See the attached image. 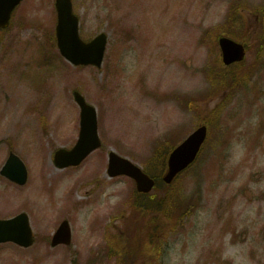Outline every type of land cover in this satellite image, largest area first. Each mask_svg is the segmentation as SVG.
I'll return each mask as SVG.
<instances>
[{
	"label": "rangeland",
	"instance_id": "374dc122",
	"mask_svg": "<svg viewBox=\"0 0 264 264\" xmlns=\"http://www.w3.org/2000/svg\"><path fill=\"white\" fill-rule=\"evenodd\" d=\"M232 4L243 14L233 36L248 50L231 69L217 37L229 35ZM74 7L86 39L108 34L101 68L60 55L55 0H23L0 33V169L13 148L29 170L24 186L0 175V219L25 211L37 237L29 248L0 244V264H118L107 253L116 238L126 263H140L153 245L146 218L155 221L162 264H264V0H74ZM76 89L97 108L102 146L61 169L55 150L73 147L80 133ZM201 124L209 127L205 148L172 189L195 199L191 217L173 223L149 210L139 220L135 183L108 176V153L155 171L167 141L180 135V143ZM167 192L161 181L153 202ZM64 219L72 244L53 247Z\"/></svg>",
	"mask_w": 264,
	"mask_h": 264
},
{
	"label": "water",
	"instance_id": "95a60500",
	"mask_svg": "<svg viewBox=\"0 0 264 264\" xmlns=\"http://www.w3.org/2000/svg\"><path fill=\"white\" fill-rule=\"evenodd\" d=\"M21 0H0V25L6 26L13 8ZM58 9L57 40L61 53L71 62L101 66L107 44V35L99 34L92 41L84 42L78 32L79 20L73 14L71 0H56ZM225 64L241 61L245 56V48L241 43L223 36L219 40ZM75 98L81 106L82 127L79 141L71 150L59 149L55 154V162L59 167L79 165L92 151L101 146L98 136L97 112L89 105L83 95L75 91ZM207 126L202 125L194 130L169 155L167 171L163 180L171 184L175 178L193 163L207 138ZM109 176L127 175L132 177L139 192L148 193L155 186V179L140 166L115 151L109 153ZM1 174L24 185L28 179V171L23 160L11 152L1 170ZM15 241L23 246L33 243V233L26 213L11 219H0V243ZM53 245L71 243V228L67 220L63 221L53 237Z\"/></svg>",
	"mask_w": 264,
	"mask_h": 264
},
{
	"label": "trees",
	"instance_id": "16d2710c",
	"mask_svg": "<svg viewBox=\"0 0 264 264\" xmlns=\"http://www.w3.org/2000/svg\"><path fill=\"white\" fill-rule=\"evenodd\" d=\"M234 6L233 13L228 14V21L224 24V26L227 28L226 32L233 36V32L238 31L241 27V22L243 20V14L241 13L239 4H232ZM235 37V36H234ZM220 86V83H217V87ZM216 85L212 88L215 90ZM177 137L174 139H169L166 143L165 152L163 154L157 155L155 158V171H152V174H154L156 177L160 178V176L165 172L167 167V156L169 151L176 145ZM179 179V178H178ZM178 179L175 181V183L178 181ZM173 183L170 186H167L168 192L164 195H160L155 202L153 197H148L147 195H140L136 192H133V195L131 196V207L132 210L138 214V219L140 220L142 217L147 216L149 217L151 215L149 210H155L157 212H163L167 217L173 219V223L177 220L179 223H181V220L185 217L190 215L193 212L194 204H196L195 199H192L190 201L186 200L183 194V191L179 192H173L172 189L175 185ZM160 185V182H159ZM159 185L157 189L159 188ZM154 194L153 196H155ZM149 218L145 219V224H148L150 232L148 234V241L147 243H153L154 250H155V237L153 236L156 232V224L155 221ZM149 222V223H148ZM136 225H139V221L135 223ZM137 227V226H136ZM142 236V235H141ZM115 239V238H114ZM117 240L114 242V244L117 247L109 246L107 247V253L109 252V256L117 255L118 258V264H127L126 261L130 258H125L126 253L128 250L124 249V243H121V241L116 238ZM143 240V239H142ZM144 241V240H143ZM150 249V248H149ZM145 251H148L146 249Z\"/></svg>",
	"mask_w": 264,
	"mask_h": 264
},
{
	"label": "flooded vegetation",
	"instance_id": "af4514ba",
	"mask_svg": "<svg viewBox=\"0 0 264 264\" xmlns=\"http://www.w3.org/2000/svg\"><path fill=\"white\" fill-rule=\"evenodd\" d=\"M2 32H5V30H1V29H0V33H2Z\"/></svg>",
	"mask_w": 264,
	"mask_h": 264
}]
</instances>
